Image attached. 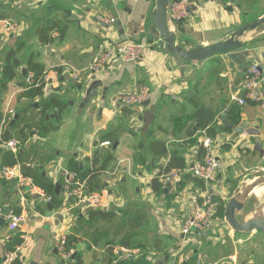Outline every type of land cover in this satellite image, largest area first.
I'll use <instances>...</instances> for the list:
<instances>
[{
    "label": "crops",
    "instance_id": "1",
    "mask_svg": "<svg viewBox=\"0 0 264 264\" xmlns=\"http://www.w3.org/2000/svg\"><path fill=\"white\" fill-rule=\"evenodd\" d=\"M240 1L191 0V16L179 22L169 21L167 17L168 30L174 33L175 43L188 49L225 41L244 25L264 16V12L253 16L254 0H249L248 9L243 11ZM154 7L155 0H0V21L8 20L18 26L14 31L0 30V72L7 62L15 60L16 64L15 77L0 92V123L5 120L1 138L20 141L15 157L27 166H37L54 186L57 182L62 184L66 170L81 177L76 170L67 168L69 160L82 162L95 154H109L111 162L99 174L105 185L97 191L103 192L104 201L107 199L109 203L99 207L106 211L114 209L117 217L120 209L127 208H137L143 215L136 227V238L144 246L113 245L110 250L111 245L105 242L111 239L114 219H117L114 217L111 222L99 220L90 226L82 223L77 241L65 251L58 250L59 242L73 233L78 227L77 218L86 214L91 206L76 208L73 214L69 208L73 201L61 188L59 195L54 191V197L62 199V205L54 207L52 215L47 217L46 202L53 197L46 196L25 177L19 163L16 166L24 181L6 179L1 172L2 157L9 150L0 147L3 149L0 150V214L7 207L10 212L26 215L25 222L15 231H19L23 239L21 264H116L123 259L114 252L116 249L134 252L132 260L143 256L149 264H227L229 257L239 264H264V232L229 231L224 237H215L209 236L208 230L187 239L182 236L180 226L184 218L192 214V199L204 190L203 181L199 180L198 184L188 173L175 191L170 192L158 176L167 195L157 194L151 187V180L163 171L173 153L184 157L185 169L199 160L205 131L196 128L205 109L214 112L208 125L215 128L214 137L223 141L213 184L217 183L222 192L229 184L232 192L222 200L228 201L241 183L248 182L240 178L243 175L240 173L264 165V28L261 24L235 35L238 46L202 61H183L161 44L158 48L152 46L140 61L117 60L105 70L102 85L95 89V95L85 100L94 89L90 87L87 69L106 39L101 29L107 28L105 30L118 40L141 42L145 39L155 44ZM98 14L111 17L115 22L109 27L101 26L95 20ZM29 62L42 65L44 77L50 80L46 79L42 95L33 98L26 96L25 88L19 85V81H24L19 74H26ZM253 62L262 67V79L256 92L258 100L237 105L230 99L239 86L233 90V84L239 76L242 79L244 70ZM140 83L151 87L144 111L153 112L154 117L147 128L138 117L139 125L128 126L130 118H134L131 109L115 107L111 102L114 95L132 90ZM51 99H55L56 104L47 107L41 117L42 105ZM232 105L240 109V120L236 124L231 122L236 118L230 111ZM16 115L15 123L11 124ZM244 121L260 131L263 152L254 149V136L235 132L234 127ZM39 124L46 128L44 135L38 134ZM103 141H109L107 150V146L101 145ZM154 141L162 142L165 152L155 149L151 145ZM119 168L123 176L117 188L125 187L130 179L139 183L131 195L112 188L111 180ZM231 176L234 184L228 180ZM208 191L217 198L220 196L214 186H209ZM143 200L150 204L142 206ZM58 215H62V219ZM100 222L112 225L102 228ZM96 229L106 231L108 236H102L94 244L91 233ZM218 230L221 229L218 227ZM143 231L149 232V239L139 238ZM15 232L7 230L5 219L0 223V260L7 241ZM186 240L192 241L189 246ZM110 256L115 258L109 263Z\"/></svg>",
    "mask_w": 264,
    "mask_h": 264
},
{
    "label": "built area",
    "instance_id": "2",
    "mask_svg": "<svg viewBox=\"0 0 264 264\" xmlns=\"http://www.w3.org/2000/svg\"><path fill=\"white\" fill-rule=\"evenodd\" d=\"M191 13V0H169L167 6V17L169 21H185L191 16ZM95 20L97 24L105 27H109L115 22L113 18L100 14L95 16ZM17 27V24L11 21H0V30L2 31H14ZM152 44L153 43H145L142 41L135 42L131 39H119L118 42L113 43V46L101 45L98 54L87 69L89 77L94 75L96 78L103 79L105 70L109 67V63L113 58H115L116 61L135 62L137 59H141L145 56L147 47ZM32 77L33 72L29 71L26 76L28 83L32 81ZM74 77L77 76L75 75ZM44 79L46 83L47 77H44ZM261 79L262 70L260 69L259 64L256 62L251 63L244 72L239 86L233 93H231V101L242 106L245 105L247 101L258 100L256 90ZM150 95L151 87L146 83H140L132 90L114 95L111 102L115 107H129L132 111V117L136 118L139 114L143 113V102L149 100ZM4 121L0 123V147L5 148L8 146L9 151L15 156L18 152L20 141L1 138V126ZM222 144V140L211 137L203 132L201 139V147L203 149L202 157L195 161L190 169H185L184 167L172 168L159 175V180L163 187H166L167 191L170 192L175 191L177 184L188 173L192 177L203 181L205 184L204 190L199 191L192 199V214L184 218L180 226V233L183 237L189 238L192 235L207 232L213 226L215 219H217L215 213L218 206V200L217 197L208 191V187L213 186V183L216 181V174L220 165L218 152ZM101 145L107 146L109 145V141H103ZM16 169V165H4L1 168V172L6 179L17 180L18 183H22L24 177L21 176ZM62 189L65 195L73 201L72 207H69L70 209L90 205L100 206L104 197L103 192L91 191L88 188L87 179L77 176L76 172L70 170H66L64 173ZM25 220L26 215L24 213L17 214L9 212V214L5 216L6 228L9 232H15ZM22 249V243L14 246L12 249L5 247L2 253L1 263L15 264L16 261H22ZM57 249L65 251V239L59 242ZM114 252L120 255L123 259H130L134 254V252L127 249H116ZM68 255L69 253H67L66 256ZM227 264L239 263L235 259L229 257V262Z\"/></svg>",
    "mask_w": 264,
    "mask_h": 264
},
{
    "label": "trees",
    "instance_id": "3",
    "mask_svg": "<svg viewBox=\"0 0 264 264\" xmlns=\"http://www.w3.org/2000/svg\"><path fill=\"white\" fill-rule=\"evenodd\" d=\"M52 40V39H49ZM48 40H45L47 42ZM15 60L7 62L2 71L0 72V92H2L6 88V84L8 81L12 80L16 73L14 71ZM33 72L32 81L30 83H26V76L28 72ZM20 78L24 81H19V85H23L24 91L23 93L33 98L35 96H41L43 93V87L45 85L44 79V67L39 63H32L29 62L27 65V72L25 75L19 74ZM18 80V79H16ZM55 99H51L50 101L44 103L42 108L39 111L41 117H44V113L47 107L53 106L56 104L54 101ZM235 114V121H231L232 124L238 123L240 120V109L239 107L232 105L230 108ZM214 117V112L209 109H205L204 115L199 121V125L196 130H204L207 135L211 137L215 136V128L211 125H208ZM2 119V115L0 114V121ZM38 134L44 135L46 132L45 126L39 124L37 127ZM225 130L229 131L230 128L225 127ZM8 138V137H7ZM151 145L155 148L160 150V152H165V148L162 142L154 141L151 142ZM162 147V148H161ZM203 152L201 153L200 158L202 157ZM199 158V159H200ZM112 157L109 154H97L93 155L92 157H86L82 162H78L74 159L68 161L67 168L76 170L79 175L87 179L88 181V188L91 191H99L104 187L103 181L99 178V174L105 171L111 162ZM17 163L20 164V171L25 176L32 180L33 184L41 189L44 194L48 197H54L55 186L51 179H49L46 175H43L40 169L35 166L34 168L27 166L22 159L15 157L11 151H6L2 157V164L7 166H15ZM185 166L184 157L172 154L170 161L168 162L167 166L160 171L152 180H151V187L157 194H163L164 189L161 188L160 183L158 181V176L162 173L169 171L172 168H182ZM195 181L199 184V179L194 178ZM62 205V199H56L54 202V207L59 208ZM224 210H225V201L222 199H218V206L216 208L215 217L219 219L224 218ZM76 209H73V214L75 213ZM121 213L120 216L117 217L114 209L113 210H103L99 206H91L86 214L82 215L81 217L77 218L76 224L78 227L74 229L73 233L66 235L65 237V246L66 249H69L76 241H77V234L82 227V223L84 225L90 226L96 223L99 220L111 222L114 217H117L116 221L113 223V228L111 231V239L107 240L105 244L111 245L110 250L113 245H122L129 248L141 247L144 246L143 243L137 240L136 236L138 232H136V227L140 220L142 219L143 215L140 214V210L137 208H127V209H120ZM19 212H17L18 214ZM102 236H108L107 232H102L99 230H94L91 233V241L94 244L101 239ZM23 241L21 233L15 232L14 236L11 240L7 241L6 248L12 249L14 246L21 244ZM115 258V257H114ZM112 256L109 258V263L114 260ZM0 264L1 260H0ZM15 264H21L20 261H16ZM116 264H149L145 257L141 256L136 260L132 259H121L116 262Z\"/></svg>",
    "mask_w": 264,
    "mask_h": 264
},
{
    "label": "water",
    "instance_id": "4",
    "mask_svg": "<svg viewBox=\"0 0 264 264\" xmlns=\"http://www.w3.org/2000/svg\"><path fill=\"white\" fill-rule=\"evenodd\" d=\"M169 0H155V7L153 10V18H152V33L155 34V37L161 44V47L172 54H175L180 59L186 62L190 61H202L205 60L213 55L227 52L234 47L238 46L240 43L236 39H234L235 35L240 34L242 31L246 30L249 27H253L256 25H260L264 23V16L257 18L256 20L249 22L248 24L244 25L240 31L235 33L233 36L229 37L225 41H220L211 45L205 46H197L191 49H187L184 45L175 43L174 33L168 30L167 25V6ZM140 61V59H137ZM262 70V67L260 66ZM26 69H23V73H25ZM246 69L244 70V72ZM90 87L94 88L89 95H87V101L90 100L91 96L95 95V89L102 85L103 79L96 78L94 75L90 78ZM241 77L239 76L238 79L233 84V90L239 85ZM50 82V80L48 81ZM258 89V88H257ZM258 90H256L257 92ZM149 100L143 102V106L147 107ZM17 115L12 120L11 124L15 123L17 119ZM154 117V113L145 110L142 114L138 115L140 120H143L145 127L147 128L150 125L152 118ZM236 133L241 134L243 132L247 133L248 135L255 137L254 149H259L262 151V141L259 138L260 131L258 129H252L247 125L246 121L242 122L237 127H234ZM8 134V133H7ZM6 150H9V147H5ZM3 150V149H0ZM22 149H20V153H22ZM19 172V169H17ZM44 174V173H43ZM264 183V176L247 184L242 192L240 193V197L237 198L235 195L230 197L228 201L225 203V210H224V220L228 224V226L234 231L238 233H250L252 231H260L264 232V220L258 217H252L250 219L245 220L244 222H239L236 218V212L241 210L247 199L248 193L251 189L256 187L257 185ZM62 188V184L57 182L55 183V194L59 195L60 190ZM35 196L40 197V194H35ZM56 197H53L51 200L46 202V212L45 215L50 217L52 215V210L54 209V202L56 201ZM10 210L5 207L0 214V223H2L5 219V216L8 215ZM59 219H62V215H58ZM167 257L165 258V261ZM159 264H163L160 262Z\"/></svg>",
    "mask_w": 264,
    "mask_h": 264
},
{
    "label": "rangeland",
    "instance_id": "5",
    "mask_svg": "<svg viewBox=\"0 0 264 264\" xmlns=\"http://www.w3.org/2000/svg\"><path fill=\"white\" fill-rule=\"evenodd\" d=\"M249 2H250L249 0L240 1V4H239L240 5V10L243 11V10L248 9L246 6H248V4H250ZM251 10H254L253 16L258 15L260 12H264V0H254V6H253V8ZM252 18H254V17H251V19ZM260 26L262 28H264V23L261 24ZM105 29H107V28L101 29V31L103 32V35L106 37V39L104 40L105 42L103 44H101V45L113 46V43L118 42V39L115 38L111 34V32L109 30H105ZM156 41H157V43L152 44L151 46L147 47L145 55L150 50L153 49L152 46L155 45L154 47H157V48H158V46H160L159 45L160 44L159 41L157 39H156ZM142 42L147 43L148 41H146L144 39V41L142 40ZM189 49H191V48H189ZM115 62H116V59L113 58L110 61L109 66L111 64L114 65ZM25 82L28 83L27 80H25ZM138 121H139L138 118H136V119L130 118L128 126L135 127L136 125H139L140 122H138ZM108 147L109 146H107L105 148V150H107ZM113 168H114V166L112 168L110 167L107 171L110 172V170L113 169ZM120 172H121V169L119 168V170H117L116 173L113 175V176H115V178L111 180L112 182H114V184L112 185L113 189H115V187L117 188V186L119 184V182H118L119 178L123 176V174L121 173L122 174L121 175ZM240 174H243V175H240L241 176L240 178H242V179H244V181H248V182L246 184H245V182H243V183H241L239 185V188L237 189V191H235V196L237 198L240 197V193L242 192L243 188L247 184H249V183H251V182H253V181H255V180H257V179H259V178L264 176V165L260 164L258 167L253 168V169H248L247 171H243ZM105 175L109 176V174H106V173H105ZM228 180L229 181L231 180L230 181L231 184L235 183L234 178L232 176ZM137 183H138L137 181L130 179L125 187L117 188L116 191L117 192H121V190H122V191H125L126 194L131 195V194H133V191L135 190V188L137 186ZM213 186H214L215 190H217L218 194H220V196L217 198V200L218 199H222L223 197L226 198L232 192L231 188H229V186H230L229 184H226L227 188H224L223 192H222L221 187L217 183L213 184ZM257 186L254 187L253 189H251L250 192L248 193V199H247L244 207L241 210L236 212V218L238 219L239 222H244L245 220L250 219L252 217H258V218L264 220V194H263V192H264V183H261V184H259ZM27 189H29V187ZM63 194H65V193L63 192ZM223 201H225V200H223ZM108 203H109V201L107 199H105V201H104V198H103L102 202L100 203V205H101V207H105V206L108 205ZM117 203H120V201H118ZM141 203H142V206L144 205V207H146V205L150 204L149 202H147L145 200L141 201ZM86 207H89V206H83V207H79V208H86ZM79 208H77V209H79ZM73 209H76V208H73ZM114 220H116V219H114ZM222 222H223V224H222ZM224 222H225V226H224ZM111 225H112V223L106 224L105 222L104 223L100 222V224H99V226L102 227V228L103 227H111ZM218 227H219V229H221L220 231L218 230ZM225 227H227V228H225ZM229 231H233V230L228 226L226 221L224 219L223 220L222 219H218V220H216L214 222L213 226L209 229V236L215 235V237H220V236L224 237V236L227 235V233ZM140 235L141 236L139 238L149 239V232H147V231L141 232ZM185 242H186L187 246H189L192 241L187 242V240H186Z\"/></svg>",
    "mask_w": 264,
    "mask_h": 264
},
{
    "label": "bare ground",
    "instance_id": "6",
    "mask_svg": "<svg viewBox=\"0 0 264 264\" xmlns=\"http://www.w3.org/2000/svg\"><path fill=\"white\" fill-rule=\"evenodd\" d=\"M258 187V186H257ZM263 194H264V192H263Z\"/></svg>",
    "mask_w": 264,
    "mask_h": 264
}]
</instances>
